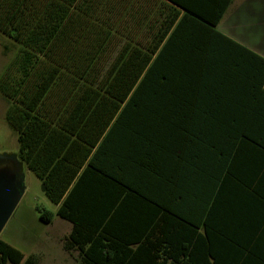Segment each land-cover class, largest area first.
<instances>
[{
    "label": "trees",
    "instance_id": "trees-1",
    "mask_svg": "<svg viewBox=\"0 0 264 264\" xmlns=\"http://www.w3.org/2000/svg\"><path fill=\"white\" fill-rule=\"evenodd\" d=\"M231 2L0 0L6 121L80 264H264V57Z\"/></svg>",
    "mask_w": 264,
    "mask_h": 264
},
{
    "label": "rangeland",
    "instance_id": "rangeland-1",
    "mask_svg": "<svg viewBox=\"0 0 264 264\" xmlns=\"http://www.w3.org/2000/svg\"><path fill=\"white\" fill-rule=\"evenodd\" d=\"M255 27L263 28V11L260 9ZM249 15V13L247 12ZM245 16L241 17L244 20ZM227 22L220 28L224 30ZM249 39V25L238 26L237 32ZM19 44L0 32V76L17 52ZM7 99L0 93V170L16 171L23 178L25 191L0 234V239L21 250L25 257L36 254L38 264H80L78 251H67L64 238L71 230V222L56 214L58 206L45 194L42 181L19 157L17 132L6 121ZM43 209L55 212L51 223L40 219Z\"/></svg>",
    "mask_w": 264,
    "mask_h": 264
},
{
    "label": "crops",
    "instance_id": "crops-1",
    "mask_svg": "<svg viewBox=\"0 0 264 264\" xmlns=\"http://www.w3.org/2000/svg\"><path fill=\"white\" fill-rule=\"evenodd\" d=\"M260 9L264 12V0H232L218 25V29L248 47L249 50L264 57V26L260 29H258V27H255V22L259 18L258 11ZM247 12L249 13V15L247 14ZM242 16H245L244 20H241ZM223 21L227 22V26L224 28L225 31L220 28ZM263 21L264 13L262 16V22ZM247 25H249V39H247V37L245 36V31L244 33L237 32L238 26ZM260 92L261 91L258 89L249 88V94H258ZM249 108L253 107L249 105Z\"/></svg>",
    "mask_w": 264,
    "mask_h": 264
},
{
    "label": "water",
    "instance_id": "water-1",
    "mask_svg": "<svg viewBox=\"0 0 264 264\" xmlns=\"http://www.w3.org/2000/svg\"><path fill=\"white\" fill-rule=\"evenodd\" d=\"M25 191L23 178L13 170H0V234Z\"/></svg>",
    "mask_w": 264,
    "mask_h": 264
}]
</instances>
